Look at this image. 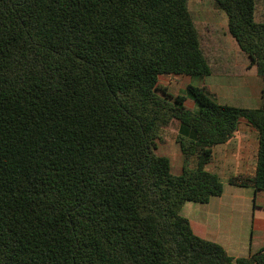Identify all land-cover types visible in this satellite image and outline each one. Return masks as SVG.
I'll return each mask as SVG.
<instances>
[{"label":"trees","instance_id":"obj_1","mask_svg":"<svg viewBox=\"0 0 264 264\" xmlns=\"http://www.w3.org/2000/svg\"><path fill=\"white\" fill-rule=\"evenodd\" d=\"M212 1L264 82L257 0ZM224 62L189 0H0V264H264V248L231 257L182 215L222 195L206 166L241 119L259 133L255 170L228 182L264 191V85L257 109L161 85L231 74ZM175 120L179 175L157 153Z\"/></svg>","mask_w":264,"mask_h":264},{"label":"crops","instance_id":"obj_2","mask_svg":"<svg viewBox=\"0 0 264 264\" xmlns=\"http://www.w3.org/2000/svg\"><path fill=\"white\" fill-rule=\"evenodd\" d=\"M191 12L197 29L200 19L211 30L212 35L208 36L207 44L216 47L218 55L225 61L221 64L223 70L232 72L206 76L202 78L200 86L205 87L219 104L260 108L264 82L230 35L225 12L213 4ZM255 20L264 22V0H257ZM190 100V109L197 110L196 103ZM179 130L178 124L177 136ZM258 144L257 129L247 120L241 119L233 137L213 148L212 161L206 166L223 183L222 195L211 198L205 204L187 202L182 209V215L188 218L197 236L221 245L234 258L248 257L264 248V191L232 186L228 182L234 175L248 176L254 173ZM177 149L180 151L178 143ZM183 163V155L177 151V164Z\"/></svg>","mask_w":264,"mask_h":264},{"label":"rangeland","instance_id":"obj_3","mask_svg":"<svg viewBox=\"0 0 264 264\" xmlns=\"http://www.w3.org/2000/svg\"><path fill=\"white\" fill-rule=\"evenodd\" d=\"M213 4L212 0H189V8L192 11H196L199 7L206 8L207 6H211ZM204 15L206 14L205 10L202 12ZM196 14V13H195ZM198 31L200 34H203L204 36V44L207 47H210L211 49L215 48L214 46H209L207 44V38L208 36L211 37V30L205 26V24L198 19ZM202 78L200 76H177V75H172L168 77H164L161 80V85L165 86L168 91L172 95H177V94H182V95H188L186 88L188 83L193 86L199 87L202 85ZM190 97V96H189ZM188 97V99H189ZM192 98V97H191ZM192 105L191 100L189 99L186 102V106L190 108ZM198 106V104H197ZM178 124L181 128V124L179 121L175 120L173 121L170 126L167 128H164L163 130L160 131L159 136L160 138L157 141V153L162 156H166L170 162H171V167H172V173L174 175H179L182 171L183 164H177V151L178 154H180V151L177 149V131H178ZM179 134V133H178ZM194 160V159H193ZM191 160L189 163L190 168H194V161ZM222 178V176L220 175ZM223 179V178H222ZM226 185V183H225Z\"/></svg>","mask_w":264,"mask_h":264}]
</instances>
